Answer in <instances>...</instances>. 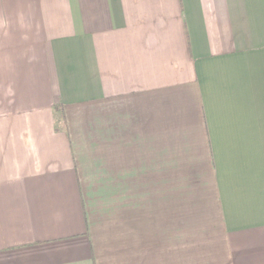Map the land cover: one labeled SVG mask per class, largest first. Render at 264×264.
I'll return each mask as SVG.
<instances>
[{"label":"crops","instance_id":"1","mask_svg":"<svg viewBox=\"0 0 264 264\" xmlns=\"http://www.w3.org/2000/svg\"><path fill=\"white\" fill-rule=\"evenodd\" d=\"M0 264H264V0H0Z\"/></svg>","mask_w":264,"mask_h":264},{"label":"trees","instance_id":"2","mask_svg":"<svg viewBox=\"0 0 264 264\" xmlns=\"http://www.w3.org/2000/svg\"><path fill=\"white\" fill-rule=\"evenodd\" d=\"M61 110V120L63 123H65V115H64V112H63V108L60 109Z\"/></svg>","mask_w":264,"mask_h":264}]
</instances>
